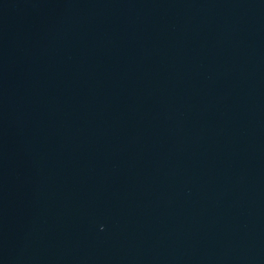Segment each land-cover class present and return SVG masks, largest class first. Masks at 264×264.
Listing matches in <instances>:
<instances>
[{
	"label": "water",
	"instance_id": "1",
	"mask_svg": "<svg viewBox=\"0 0 264 264\" xmlns=\"http://www.w3.org/2000/svg\"><path fill=\"white\" fill-rule=\"evenodd\" d=\"M0 264H264V0H0Z\"/></svg>",
	"mask_w": 264,
	"mask_h": 264
}]
</instances>
